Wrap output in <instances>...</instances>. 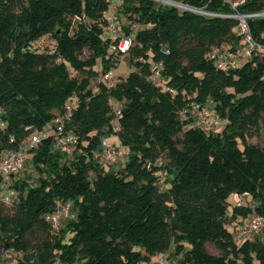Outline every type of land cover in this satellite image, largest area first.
Instances as JSON below:
<instances>
[{"label": "trees", "instance_id": "1", "mask_svg": "<svg viewBox=\"0 0 264 264\" xmlns=\"http://www.w3.org/2000/svg\"><path fill=\"white\" fill-rule=\"evenodd\" d=\"M182 1L224 15L264 11V0H244L234 10L223 0ZM108 7V0H0V157L50 132L70 102L64 128L77 139L70 156L55 149L51 134L24 149L37 174L31 182L13 175L4 189L0 176V246L11 254L8 264H149L156 254L168 264H264V241L236 240L227 227L264 217V147L248 143L251 131L264 132V53L219 70L207 53L240 43L237 20L123 0L121 33L132 40L126 57L134 71L111 89L98 82L92 91L99 66L114 69L123 56L109 50ZM246 21L264 47V19ZM45 36L54 50H32ZM153 63L163 68L160 85L151 80ZM69 68L85 77L71 78ZM192 102H211L220 127H194L181 114ZM113 103L121 104L117 118ZM103 138L127 150L121 168L99 163ZM10 191L16 198L7 205ZM232 194L253 204L234 206ZM58 202L70 204L72 218L53 230L45 217ZM206 244L220 255L208 254Z\"/></svg>", "mask_w": 264, "mask_h": 264}, {"label": "built area", "instance_id": "2", "mask_svg": "<svg viewBox=\"0 0 264 264\" xmlns=\"http://www.w3.org/2000/svg\"><path fill=\"white\" fill-rule=\"evenodd\" d=\"M109 7L106 12L103 13L105 20L104 32L107 37L109 50L117 52L120 55L127 56L132 46L131 38L123 36L121 33L122 27L126 26L127 23L120 16V6L123 0H108ZM156 2L157 6L172 7L178 10L180 13L188 12L205 18H232L238 21L235 27V34L240 38V43L236 46H227L225 44L219 47H212L207 53V59L212 62L216 68L222 71H228L229 69H238L249 62L253 57L264 53V47H261L256 43L250 34L249 27L247 25V18L250 19H264V11L252 13L248 15H224L215 12L208 11L205 7H193L185 4L182 0H150ZM231 6L234 10L238 5L243 4L244 0L232 1L223 0ZM210 0H208V3ZM79 20L78 17H76ZM139 30L141 28L139 27ZM164 54H167L165 51ZM161 63H153L151 65V80L156 84H162V71ZM101 71L98 82H103L108 89L115 86L117 77L115 76L114 69L103 71V67L99 66ZM163 91L172 90L164 88ZM74 108V102L67 104L65 107V113L56 118L50 132L41 131L33 134L28 138L23 146V150L20 151H7L0 157V176L3 178L2 186L4 189L10 184V178L13 175L20 173L24 166L26 156L24 155V149H33L39 145L42 141L48 138L51 134L55 139V149L60 151L66 156H70L73 147L77 143L76 136L67 132L64 128V123L71 116L72 109ZM115 118L120 115L121 104L116 103L113 106ZM181 114L185 118L192 120V125L196 128H201L205 131H209L220 127L219 121L213 114L212 103L208 102L200 104L196 102L190 103ZM112 128L114 131L118 129L117 120L113 121ZM102 153L100 155L99 163L102 166H108L111 169H118L123 166L127 160V150L121 147L115 146L110 142L108 138L101 139ZM165 175V174H164ZM16 198V194L12 191L6 192L3 198L5 204L10 205ZM232 202L236 206L243 205V197L238 194H232ZM71 206L69 203H56V206L52 213L45 217V220L50 224L53 230H58L61 225V221L64 219H71ZM238 237L240 239H247L257 235L262 229H264V217L253 215L249 219L239 223L236 226ZM0 256L3 258L1 264H8L11 260V254L3 246H0ZM146 264V263H142ZM149 264H168V260L164 257H160L158 260Z\"/></svg>", "mask_w": 264, "mask_h": 264}, {"label": "rangeland", "instance_id": "3", "mask_svg": "<svg viewBox=\"0 0 264 264\" xmlns=\"http://www.w3.org/2000/svg\"><path fill=\"white\" fill-rule=\"evenodd\" d=\"M155 5H157V3L155 2ZM225 45L230 46V43H226ZM55 47V41L53 39L52 36H45L43 38H41L40 40H38L37 42L33 43L31 45V49L36 51V52H52L54 50ZM84 55H88L87 52H84ZM264 55V54H262ZM131 71H134V68L128 63V57L126 56H120L118 59V63L116 64V68H114V73L116 77H121L122 79L125 78ZM69 75L71 78H76L77 80H81L82 78L85 77V74L82 73H77L75 71H73L72 69L69 68ZM98 83L97 79H94L91 81L89 88L92 91L96 90V84ZM72 101H75V98L73 97ZM71 103V102H70ZM116 105V103H113V106ZM251 136L248 140V143L250 144H257L260 147H264V132H262V130H258L257 132L255 131H251ZM30 158L28 156H26L25 161H24V166L22 168V170L20 171V173H18L17 175L19 177H24L26 178L27 181L31 182L33 180V178L36 177V173L34 171H32L31 169V163H30ZM159 183L158 185L160 186L161 191H164L166 188L162 185L163 182V177H164V173L159 174ZM17 178V177H16ZM248 202V205H252V201L249 197L244 196L243 199V203L244 202ZM230 204L234 205L235 204L232 202L231 198L229 199ZM10 209H4V212H10ZM68 219H64L61 221V225L60 228H64L66 223L68 222ZM238 224L235 223H229L227 225L229 231L233 234L234 238L236 240H240V238L238 237V233L236 230V226ZM264 229H262L257 235L260 238L261 241H264ZM256 236V235H255ZM255 236H252L250 238L247 239H253ZM242 240V239H241ZM206 251L208 252V254L213 255V256H219L220 252L219 250H217L214 245L212 244H206L205 245ZM172 249V248H171ZM162 255L161 254H156L153 258L154 261L158 260ZM2 259L0 258V264ZM153 261V262H154ZM177 264H179V260H177Z\"/></svg>", "mask_w": 264, "mask_h": 264}]
</instances>
